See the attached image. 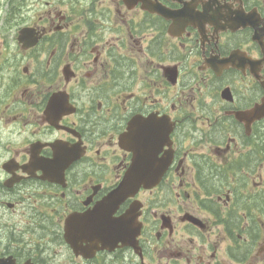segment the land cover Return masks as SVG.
Listing matches in <instances>:
<instances>
[{
	"label": "flooded vegetation",
	"instance_id": "1",
	"mask_svg": "<svg viewBox=\"0 0 264 264\" xmlns=\"http://www.w3.org/2000/svg\"><path fill=\"white\" fill-rule=\"evenodd\" d=\"M0 264H264V0H0Z\"/></svg>",
	"mask_w": 264,
	"mask_h": 264
},
{
	"label": "water",
	"instance_id": "2",
	"mask_svg": "<svg viewBox=\"0 0 264 264\" xmlns=\"http://www.w3.org/2000/svg\"><path fill=\"white\" fill-rule=\"evenodd\" d=\"M120 145L122 148L126 147V142L124 139L120 141ZM159 178H157V173L154 175H149L147 177H143L140 172V162L138 160L131 166L130 170L126 173L123 178L120 186L115 191L116 195L121 196L122 198L133 196L140 187L150 188Z\"/></svg>",
	"mask_w": 264,
	"mask_h": 264
}]
</instances>
